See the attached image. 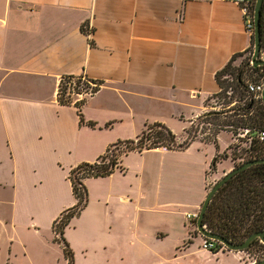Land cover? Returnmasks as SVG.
I'll list each match as a JSON object with an SVG mask.
<instances>
[{
	"label": "crops",
	"instance_id": "crops-1",
	"mask_svg": "<svg viewBox=\"0 0 264 264\" xmlns=\"http://www.w3.org/2000/svg\"><path fill=\"white\" fill-rule=\"evenodd\" d=\"M249 46L231 0H0V264H66L52 225L75 204L70 170L145 124L183 135L219 90L215 72ZM64 76L101 82L84 124L57 101ZM221 132L217 147L129 151L109 175L83 179L86 204L63 229L72 264H127L153 239L190 243L185 214L231 170L209 168L232 141Z\"/></svg>",
	"mask_w": 264,
	"mask_h": 264
},
{
	"label": "trees",
	"instance_id": "trees-1",
	"mask_svg": "<svg viewBox=\"0 0 264 264\" xmlns=\"http://www.w3.org/2000/svg\"><path fill=\"white\" fill-rule=\"evenodd\" d=\"M253 0L250 8L251 14L254 8ZM260 49L264 59V0L260 12ZM253 34H250V46L241 53L234 54L229 61L218 71L214 78L219 87L216 93L208 96V99L222 100L223 108L219 111H210L202 115V122L216 125L213 130L211 142L217 147L216 135L220 131L229 132L232 138L238 130H247L245 134V148L229 145L232 154L238 156L240 152H246L241 162L234 166L254 160L264 159V138H258L264 132V101L254 99L246 88L247 82L264 81V66L251 65V47L253 49ZM249 53L243 66L236 65V59ZM100 81L89 79L85 76H64L60 79L57 89V101L59 104H74L77 108L79 123L84 124L80 113L84 99L93 95ZM83 93L86 96L76 100V94ZM74 101V102H73ZM223 118V120H220ZM90 127H95L93 122H86ZM193 138L179 142L164 124L154 122L145 124L143 130L135 139L117 141L111 144L106 151L93 162H83L75 166L69 172L72 195L75 204L60 213L53 222L52 229L55 241L62 246L66 264H72V253L63 238V229L69 220L76 216L85 206L87 192L83 185V179L88 177H104L113 172L119 166L120 157L129 151H143L163 147L168 150H182L186 148ZM218 157L212 159L210 170H214ZM233 167V168H234ZM204 227L232 242H242L250 234L264 229V162L252 164L234 173L212 196L204 214ZM261 250L264 252V244L259 239L251 242L244 251ZM225 251V250H224ZM242 251V252H244ZM257 262V261H256Z\"/></svg>",
	"mask_w": 264,
	"mask_h": 264
},
{
	"label": "rangeland",
	"instance_id": "rangeland-1",
	"mask_svg": "<svg viewBox=\"0 0 264 264\" xmlns=\"http://www.w3.org/2000/svg\"><path fill=\"white\" fill-rule=\"evenodd\" d=\"M249 55L250 52H247L243 56L238 57L235 61L236 65L243 66ZM85 94L81 96L74 95L73 97L75 99L79 97L83 98L86 96ZM222 102V100L218 99L212 100L208 99V97L205 98L203 100V109H201V112H199V114L195 116L192 123L186 129V132L183 135H175L176 138H183L182 141L187 140L188 138H199L201 140L211 142V139L213 138V130L214 128H216V125L203 123L202 115L210 111L221 110L223 106H225L224 104H222ZM220 120H223V118H221ZM240 134H242V137L239 136ZM219 136V142L222 145L230 140V136L226 132H221ZM244 140L245 134H243V131L238 130L237 135L235 136V138H232V141L229 145H233L236 147L239 146V148L243 150V148H245L244 146H246ZM226 151L217 154L218 162H222L223 165H225V163L230 164L229 167H231V169L234 166L238 165L246 156V152L244 151L240 152L241 154L236 156V153L232 154V151L230 150L229 157H225V155H227ZM211 171H215V169ZM223 175L215 179L213 182L211 181L212 183L208 184L209 189ZM210 180L211 179L209 176L208 181L210 182ZM187 222L189 224V220ZM195 233L197 234L196 229ZM201 240L202 237L197 235L191 239L190 243H185L184 246L182 244H180V246H176L170 239L167 238L153 239L149 243L151 252L139 259L129 258L127 260V264H252L253 262L264 259V252L254 249L244 251L242 253H240L241 251L212 253L211 251L200 248Z\"/></svg>",
	"mask_w": 264,
	"mask_h": 264
},
{
	"label": "water",
	"instance_id": "water-1",
	"mask_svg": "<svg viewBox=\"0 0 264 264\" xmlns=\"http://www.w3.org/2000/svg\"><path fill=\"white\" fill-rule=\"evenodd\" d=\"M263 4V0H255L254 2V8H253V21H254V30H253V49H252V55H251V65L252 66H264V59L261 57V49H260V12L261 7ZM261 97L264 101V87L261 92ZM264 159H254L247 161L240 166L234 167L231 170H229L227 173H225L218 181H216L210 189L207 191L205 198L199 208V214L196 219L195 223V229L197 233L201 236L207 237L209 239H212L222 245L224 248H226L229 251H244L249 247L251 242L255 239H259V241L264 244V229L260 231H256L252 234H250L244 241L242 242H232L223 236L213 233L209 230H207L202 221L204 214L207 210L208 204L212 198V196L215 194V192L218 190V188L223 185V183L228 180L234 173L249 167L252 164L256 163H263ZM253 264H264V259L259 260Z\"/></svg>",
	"mask_w": 264,
	"mask_h": 264
},
{
	"label": "built area",
	"instance_id": "built-area-1",
	"mask_svg": "<svg viewBox=\"0 0 264 264\" xmlns=\"http://www.w3.org/2000/svg\"><path fill=\"white\" fill-rule=\"evenodd\" d=\"M231 1L234 4H236L239 8V10L243 16V21H244V25H245V29H246L247 33H249V35L253 34V30H254L253 13L251 14V11H250L253 0H231ZM263 87H264V81L247 82L246 83V88H247L248 92L253 95L254 99H261L262 98L261 92L263 90ZM81 95H83V93L76 94V96H81ZM76 99L79 100V99H81V97L76 98ZM246 132H247V130H244L243 134H246ZM239 136L242 137V134H240ZM258 138L260 140H263L264 132H261L259 134ZM198 214H199V209L195 210L193 212L186 213L185 218L187 220H189L190 222H192L195 226ZM201 237H202V240H201L200 248H202L204 250L211 251L212 253H217L218 251H221L224 249V247L222 245H220L219 243H217L216 241L209 239L207 237H204V236H201Z\"/></svg>",
	"mask_w": 264,
	"mask_h": 264
},
{
	"label": "flooded vegetation",
	"instance_id": "flooded-vegetation-1",
	"mask_svg": "<svg viewBox=\"0 0 264 264\" xmlns=\"http://www.w3.org/2000/svg\"><path fill=\"white\" fill-rule=\"evenodd\" d=\"M198 234V233H197ZM199 235V234H198ZM199 236H201V235H199ZM224 249H226V248H224ZM227 250V249H226ZM242 252V251H241ZM253 263H255V262H253Z\"/></svg>",
	"mask_w": 264,
	"mask_h": 264
}]
</instances>
